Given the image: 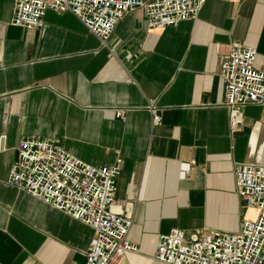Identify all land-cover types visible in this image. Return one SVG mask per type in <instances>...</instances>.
<instances>
[{
    "label": "crops",
    "instance_id": "0c3cea01",
    "mask_svg": "<svg viewBox=\"0 0 264 264\" xmlns=\"http://www.w3.org/2000/svg\"><path fill=\"white\" fill-rule=\"evenodd\" d=\"M13 7L0 0V264H86L94 238L8 184L28 138L58 141L93 166L122 159L116 201L133 205L128 239L139 248L122 264H160L159 239L173 230L235 234L256 220L235 169L264 166V105L231 128L219 73L234 42L255 48L264 71V0H207L196 20L161 30L136 10L106 46L69 12H47L42 29L14 26Z\"/></svg>",
    "mask_w": 264,
    "mask_h": 264
},
{
    "label": "built area",
    "instance_id": "2783aa9c",
    "mask_svg": "<svg viewBox=\"0 0 264 264\" xmlns=\"http://www.w3.org/2000/svg\"><path fill=\"white\" fill-rule=\"evenodd\" d=\"M207 0H14L12 24L26 29L45 27L47 12L73 14L103 46L129 14L143 10L150 29H165L196 20ZM255 48L231 45L222 61V80L230 126L243 123L244 109L264 105V71L255 68ZM152 126L162 123L151 104ZM122 159L112 166H93L72 156L58 141H21L8 184L54 207L94 231L86 264H122L139 248L128 239L133 205L116 201ZM195 163L182 165L185 178ZM236 187L244 206L257 211L255 221L242 222L239 232L187 234L173 230L160 237L154 261L160 264H264V166L239 165Z\"/></svg>",
    "mask_w": 264,
    "mask_h": 264
}]
</instances>
